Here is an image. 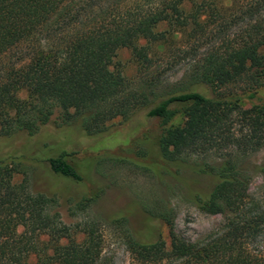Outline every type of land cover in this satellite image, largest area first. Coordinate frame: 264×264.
<instances>
[{
	"label": "trees",
	"instance_id": "1",
	"mask_svg": "<svg viewBox=\"0 0 264 264\" xmlns=\"http://www.w3.org/2000/svg\"><path fill=\"white\" fill-rule=\"evenodd\" d=\"M215 1L0 0V138L34 137L54 121L97 137L111 122H129L147 111L161 122L164 160L224 155L218 163L198 166L215 185L208 195L194 197L205 214L228 218L221 233L208 242L186 241L175 232L172 210H153L152 219L169 227L171 246L128 232L129 248L143 264H264V247H253L264 238V206L250 192L255 172L264 182V165L250 169L247 163L264 149V98L258 95L264 21H255L264 0L241 8L251 22L243 42L210 49L172 94L149 86L130 90L115 64L127 49L142 69L150 68L148 45L167 41L168 32L159 31L163 26L172 33L205 34L207 15L224 18L230 10ZM239 83L248 94L223 93ZM205 87L212 97L198 91ZM182 115L183 125L170 126ZM71 156L49 159L51 170L81 182ZM21 166L16 158L0 157V264H105L98 224H65L55 198L31 192L27 179L15 182Z\"/></svg>",
	"mask_w": 264,
	"mask_h": 264
},
{
	"label": "rangeland",
	"instance_id": "2",
	"mask_svg": "<svg viewBox=\"0 0 264 264\" xmlns=\"http://www.w3.org/2000/svg\"><path fill=\"white\" fill-rule=\"evenodd\" d=\"M249 1L216 0L218 6L230 10L224 12V18L207 15L203 19L205 34L199 32L196 36L191 30L172 33L167 26L161 27L159 31L168 32L167 41L148 45L152 64L146 70L137 64L130 50L119 51L115 64L126 78L128 88L138 90L149 86L165 95L179 90L210 49L224 51L247 37L251 22L241 15V8L245 9ZM255 21H264V10ZM198 91L213 96L206 87ZM223 93L246 95L248 87L239 83L225 88ZM258 95L264 98V83ZM184 123L182 115L170 126ZM108 126L104 135L88 137L79 125L60 128L54 121L34 137L23 134L0 138V157H13L21 162V174L15 182L27 179L31 192L55 198L56 210L65 224L72 227L98 224L105 264H143L129 248L128 232L143 241L162 238L170 248L169 227L152 219L153 210H172L175 232L186 241L208 242L221 233L228 218L205 214L194 197L208 195L215 185L212 177L200 174L198 166L205 162L218 163L223 154L194 156L186 163L164 160L158 146L163 133L161 122L149 118L147 111L129 122L117 119ZM64 152L72 154L69 159L83 177L81 182L51 170L49 159ZM247 163L250 169L264 165V149ZM250 192L252 199L264 206V182L257 172L253 174ZM88 199L93 202L84 203ZM117 220L124 225L113 224ZM261 246L264 247V238L253 247Z\"/></svg>",
	"mask_w": 264,
	"mask_h": 264
}]
</instances>
